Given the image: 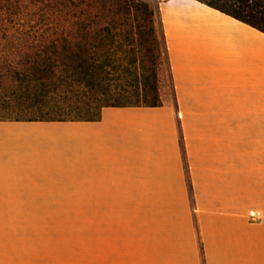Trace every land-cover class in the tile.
<instances>
[{
    "label": "crops",
    "instance_id": "obj_1",
    "mask_svg": "<svg viewBox=\"0 0 264 264\" xmlns=\"http://www.w3.org/2000/svg\"><path fill=\"white\" fill-rule=\"evenodd\" d=\"M159 12L173 103L0 122V219L153 205L164 226L94 238L105 264H264V34L193 0ZM12 232L0 264H77V230Z\"/></svg>",
    "mask_w": 264,
    "mask_h": 264
},
{
    "label": "trees",
    "instance_id": "obj_2",
    "mask_svg": "<svg viewBox=\"0 0 264 264\" xmlns=\"http://www.w3.org/2000/svg\"><path fill=\"white\" fill-rule=\"evenodd\" d=\"M193 1L264 34V0ZM166 59L156 12L140 0H0V122L93 123L108 108H160Z\"/></svg>",
    "mask_w": 264,
    "mask_h": 264
},
{
    "label": "rangeland",
    "instance_id": "obj_3",
    "mask_svg": "<svg viewBox=\"0 0 264 264\" xmlns=\"http://www.w3.org/2000/svg\"><path fill=\"white\" fill-rule=\"evenodd\" d=\"M140 1L147 3L154 9L156 12L157 26L164 36L161 28L159 8L166 0ZM169 77L168 61L166 59L160 71V91L161 97H163L164 103L167 105L173 103ZM118 79L117 75H110V84L113 87L121 88L123 91H128L132 88V82L124 81L121 83ZM0 115H3L2 112H0ZM18 115L23 119H34L40 118L43 114L38 111H22ZM100 207L102 209H96L97 206L95 205L77 204L76 219H0V253H9L17 248L12 247L6 241V239L15 236H7V234L23 232L12 231H23L26 229H49L51 231L77 230V246L75 249L70 248L71 251H77V264H105V255L109 249L105 245H98L94 242V238H106V236L102 235L113 233V230L164 226L162 219L155 220L153 205L114 204L101 205ZM106 211L108 212L107 214L97 213ZM97 215H107V217L98 218ZM166 222L169 225V222ZM55 233L61 232H50V234ZM50 248L51 250H55L56 247L51 246Z\"/></svg>",
    "mask_w": 264,
    "mask_h": 264
},
{
    "label": "built area",
    "instance_id": "obj_4",
    "mask_svg": "<svg viewBox=\"0 0 264 264\" xmlns=\"http://www.w3.org/2000/svg\"><path fill=\"white\" fill-rule=\"evenodd\" d=\"M251 218L253 219L254 223L261 221V215L259 213L253 214Z\"/></svg>",
    "mask_w": 264,
    "mask_h": 264
}]
</instances>
